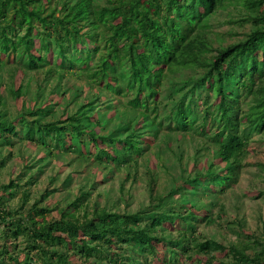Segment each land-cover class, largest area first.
<instances>
[{
    "label": "trees",
    "instance_id": "16d2710c",
    "mask_svg": "<svg viewBox=\"0 0 264 264\" xmlns=\"http://www.w3.org/2000/svg\"><path fill=\"white\" fill-rule=\"evenodd\" d=\"M3 67L13 87L0 90V169L21 142L44 151L0 182V264H264V231L225 219L218 199L264 143V0H0ZM64 79L82 83L71 99ZM189 137L200 142L190 170ZM149 151L161 166L175 157L173 185L159 192L147 168V202L121 210ZM65 153L74 170L34 196L46 158ZM119 168L117 208L100 204L96 185ZM91 169L106 177L71 191ZM215 219L234 240L198 231Z\"/></svg>",
    "mask_w": 264,
    "mask_h": 264
},
{
    "label": "rangeland",
    "instance_id": "374dc122",
    "mask_svg": "<svg viewBox=\"0 0 264 264\" xmlns=\"http://www.w3.org/2000/svg\"><path fill=\"white\" fill-rule=\"evenodd\" d=\"M224 17L225 14H220L218 20L220 21ZM214 27L220 31L226 29L228 25L225 23L221 24L216 20ZM233 27L237 29L238 32L246 30V28L237 25H233ZM7 71H9V67H3L0 69V82H2L0 90L4 96H6L9 89L13 87L10 79H8ZM42 77L43 70L38 73L36 80H41ZM56 79L57 78L54 77L51 84H54ZM63 83L69 87V92L67 93L69 99L75 94L73 89L75 86L80 85L82 87V83L78 79H75L74 81H67L64 79ZM8 102L13 104V98H8ZM16 104L19 103L17 102ZM256 138L257 136L254 137V139ZM185 142L186 143L183 145L185 152L182 158V165L190 170L192 167L191 157L193 148L200 142L197 137H189ZM251 145H253L258 151L255 150L247 154L246 160L248 164L243 167L239 181L230 189H227L224 194H220L218 199L225 205V219H242L246 228L248 227L249 230L258 234L260 231H264V195L260 198H253V195L260 189L264 190V171H260L255 162H264V143L252 141ZM43 151L44 150L39 148L24 146L22 142L19 143V145L11 151L12 157H10L3 168L0 169V182H7L9 178L16 177V175L22 170L30 171L31 173L32 170L42 164L43 161H37V158ZM154 151H149L147 153V158L142 161L140 160L141 162L138 171L135 173V178L127 179V181H125L124 187L129 190V195L126 197L129 206L127 207L126 203L122 201L119 203V209L135 210L136 208L141 207L143 203L145 204L147 202L148 194L146 190V179H148V177L145 173L147 168H154L157 177L156 187L159 192L165 193L170 187H172L173 177H176L179 172V168L175 165L176 163L173 162L175 157L169 156L171 161L167 162L166 166H161ZM7 152L8 148L0 149V159H2ZM167 155H169V153H167ZM46 160L48 162L45 164L46 166L43 167L44 170L39 174L38 182L31 186L34 196L38 195L46 184H50L49 181L51 179L54 180L53 186L57 185L62 181L67 172L73 171L76 167L74 154L70 153H65L59 156L52 155L51 157H47ZM26 165H32V168L26 169ZM91 167H93V165H91ZM92 169L83 170V172L73 174L72 180H75L70 186L71 191H76L78 178L79 180L81 179V181H85L87 176L92 175L96 179H104L106 177V170L100 171L99 169H95L92 171ZM125 173V168L113 169L112 178H107L108 180L105 182L103 181L96 185L104 195L99 199L100 204L107 203L109 206L117 208L116 198L120 195L119 187L125 177ZM206 199L207 198L203 200L206 201ZM88 205L89 203L86 201L82 207L87 206V208H89ZM215 211L216 209H214V212ZM197 229L207 238L216 237L224 240H234L236 236L235 233L221 226L219 222L216 223V219L211 223H201L198 225ZM186 264L190 263L187 262Z\"/></svg>",
    "mask_w": 264,
    "mask_h": 264
}]
</instances>
